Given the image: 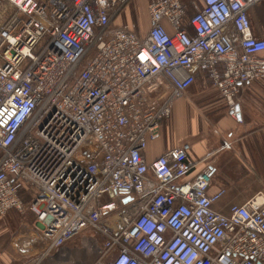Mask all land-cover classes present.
I'll return each instance as SVG.
<instances>
[{
	"label": "built area",
	"instance_id": "2783aa9c",
	"mask_svg": "<svg viewBox=\"0 0 264 264\" xmlns=\"http://www.w3.org/2000/svg\"><path fill=\"white\" fill-rule=\"evenodd\" d=\"M127 1L0 0V216L35 214L30 264L75 238L92 264H264V201L216 210L188 144L143 155L198 72L233 117L264 82L261 0H150L145 33L112 24Z\"/></svg>",
	"mask_w": 264,
	"mask_h": 264
},
{
	"label": "crops",
	"instance_id": "0c3cea01",
	"mask_svg": "<svg viewBox=\"0 0 264 264\" xmlns=\"http://www.w3.org/2000/svg\"><path fill=\"white\" fill-rule=\"evenodd\" d=\"M248 15L252 34L264 38V0L250 8ZM135 24L139 33L149 27V22ZM235 99L237 114L233 117L212 82L198 72L184 95L174 101L170 117L162 121L160 136L143 151L152 160L168 148L188 144L193 161L189 176L205 171L214 182L212 190L225 188L213 205L224 213L232 204L264 201V82L240 84ZM29 199L23 197L26 202ZM38 228L35 214L27 208L10 209L0 216V264H30L39 258L44 246L33 240ZM80 240L75 238L55 249L41 264H92L93 252L74 253L76 246L87 244Z\"/></svg>",
	"mask_w": 264,
	"mask_h": 264
},
{
	"label": "rangeland",
	"instance_id": "374dc122",
	"mask_svg": "<svg viewBox=\"0 0 264 264\" xmlns=\"http://www.w3.org/2000/svg\"><path fill=\"white\" fill-rule=\"evenodd\" d=\"M150 0H128L126 4L121 8L117 17L112 21L113 25H119L123 23L135 22L140 24V22L148 23L147 18V4ZM8 8L4 6L3 3H0V15H6ZM194 10H190L189 14L193 13ZM1 19V18H0ZM29 195L25 194L24 198H28ZM117 203L119 198L115 196L113 198ZM123 206V205H121Z\"/></svg>",
	"mask_w": 264,
	"mask_h": 264
},
{
	"label": "trees",
	"instance_id": "16d2710c",
	"mask_svg": "<svg viewBox=\"0 0 264 264\" xmlns=\"http://www.w3.org/2000/svg\"><path fill=\"white\" fill-rule=\"evenodd\" d=\"M21 196L24 197V195L26 194L25 192L21 191L20 192Z\"/></svg>",
	"mask_w": 264,
	"mask_h": 264
},
{
	"label": "water",
	"instance_id": "95a60500",
	"mask_svg": "<svg viewBox=\"0 0 264 264\" xmlns=\"http://www.w3.org/2000/svg\"><path fill=\"white\" fill-rule=\"evenodd\" d=\"M236 110H237V106H236ZM130 198V197H129ZM128 197L124 199V201L128 200L129 199Z\"/></svg>",
	"mask_w": 264,
	"mask_h": 264
}]
</instances>
